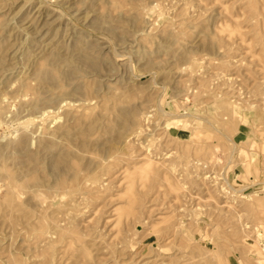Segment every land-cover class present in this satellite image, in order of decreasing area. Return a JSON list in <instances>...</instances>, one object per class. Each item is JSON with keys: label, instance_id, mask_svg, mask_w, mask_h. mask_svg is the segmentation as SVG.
Instances as JSON below:
<instances>
[{"label": "rangeland", "instance_id": "374dc122", "mask_svg": "<svg viewBox=\"0 0 264 264\" xmlns=\"http://www.w3.org/2000/svg\"><path fill=\"white\" fill-rule=\"evenodd\" d=\"M0 264H264V0H0Z\"/></svg>", "mask_w": 264, "mask_h": 264}, {"label": "bare ground", "instance_id": "6f19581e", "mask_svg": "<svg viewBox=\"0 0 264 264\" xmlns=\"http://www.w3.org/2000/svg\"><path fill=\"white\" fill-rule=\"evenodd\" d=\"M262 69H260V71H261ZM263 107V106H262ZM174 125V124H173ZM150 161V160H149ZM151 162V161H150ZM152 162H153V160H152ZM149 165H150V163H148ZM153 165V164H152ZM209 177V176H208ZM222 179V178H221ZM211 180H212V177H211ZM213 182V181H212ZM226 182V181H225ZM227 183V182H226ZM228 186H230L229 184H228ZM222 188H224V185H222ZM225 188H226V185H225ZM219 189V188H218ZM230 189V188H229ZM224 190H226V189H224ZM230 190H232V189H230ZM232 192V191H231ZM235 192V191H234ZM233 192V193H234ZM226 194H227V192H226Z\"/></svg>", "mask_w": 264, "mask_h": 264}]
</instances>
